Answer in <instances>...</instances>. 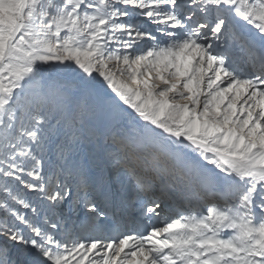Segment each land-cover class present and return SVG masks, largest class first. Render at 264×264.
Listing matches in <instances>:
<instances>
[{"label": "snow or ice", "instance_id": "1", "mask_svg": "<svg viewBox=\"0 0 264 264\" xmlns=\"http://www.w3.org/2000/svg\"><path fill=\"white\" fill-rule=\"evenodd\" d=\"M0 264H264V0H0Z\"/></svg>", "mask_w": 264, "mask_h": 264}]
</instances>
